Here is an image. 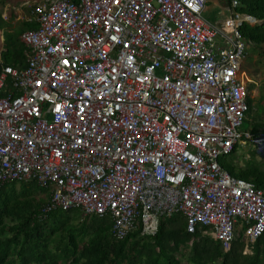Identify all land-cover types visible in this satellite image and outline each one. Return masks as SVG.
Returning a JSON list of instances; mask_svg holds the SVG:
<instances>
[{
    "label": "built area",
    "instance_id": "built-area-1",
    "mask_svg": "<svg viewBox=\"0 0 264 264\" xmlns=\"http://www.w3.org/2000/svg\"><path fill=\"white\" fill-rule=\"evenodd\" d=\"M23 67L0 61V185L47 188L41 213L109 215L114 238L181 213L243 254L264 232V187L219 162L250 141L242 63L259 20L231 0H26Z\"/></svg>",
    "mask_w": 264,
    "mask_h": 264
},
{
    "label": "trees",
    "instance_id": "trees-1",
    "mask_svg": "<svg viewBox=\"0 0 264 264\" xmlns=\"http://www.w3.org/2000/svg\"><path fill=\"white\" fill-rule=\"evenodd\" d=\"M238 1L240 11L259 20L242 25V35L251 41L250 47L264 48V0ZM35 26L29 23L26 29ZM2 47L4 64L25 65L28 49L16 35L6 33ZM251 100L249 97L250 108ZM258 100V108H264V93ZM248 122L252 148L243 156L233 151L232 156L222 157L219 162L231 174L264 187V159L257 155L252 142L264 131V115L251 114ZM39 190L47 192V197L38 195ZM47 190L35 180L0 185V264H264V232L250 254L242 253L244 228L224 250L219 240L199 230L188 232L184 215L174 213L159 219L155 235H140L136 229L116 239L107 214L86 215L77 206L41 213Z\"/></svg>",
    "mask_w": 264,
    "mask_h": 264
},
{
    "label": "rangeland",
    "instance_id": "rangeland-1",
    "mask_svg": "<svg viewBox=\"0 0 264 264\" xmlns=\"http://www.w3.org/2000/svg\"><path fill=\"white\" fill-rule=\"evenodd\" d=\"M23 0H0V30L3 29V31H8L5 27H7L6 25V21L2 18L1 16V8L2 6H4L5 4L9 3V4H18L21 3ZM223 2L225 4H227V0H223ZM213 1L212 0H208V6L210 5L211 8L208 9L209 7H206V10L204 12L205 16L208 18V20L210 21H215L216 19H218L220 17V13L218 12V7H214L212 5ZM12 31H16V29H12ZM6 34V32H5ZM253 49V50H252ZM242 69L245 70V72L247 73L248 77L252 78L254 80L255 83H252L253 86H251V108L249 111V119H250V115L252 114L253 116H263L264 115V108L260 109L259 107V100L258 97L260 94L264 93V48H255L254 47H249L247 50V57H245V59L243 60L242 63ZM263 107H264V101L261 102ZM249 127V122L248 120H245V122L242 125L243 129H248ZM252 148V146L250 145V143H246L245 146L244 145H238V147L235 149V154H242V156L244 154H246L248 152L249 148ZM255 147V146H254ZM230 156L233 155V153L231 152L229 154ZM227 155V157L229 158L230 156ZM241 157V156H238ZM240 161V160H239ZM241 162V161H240ZM38 195H40L41 197H45V192H43L42 190H39L37 192ZM186 251V250H185Z\"/></svg>",
    "mask_w": 264,
    "mask_h": 264
},
{
    "label": "crops",
    "instance_id": "crops-1",
    "mask_svg": "<svg viewBox=\"0 0 264 264\" xmlns=\"http://www.w3.org/2000/svg\"><path fill=\"white\" fill-rule=\"evenodd\" d=\"M24 1L26 0H23L21 3L12 4V5L7 3L1 8V16L6 21L7 27L5 28L8 31H3V29L0 30V61L1 60L3 61L1 51L3 49L2 41L4 39L5 32L16 35L20 39L21 32L26 29L28 24L29 23L35 24L34 21L31 20L29 8L23 4ZM32 1L38 2L40 0H32ZM212 1H213L212 5L214 7L219 8L218 12L221 15V13L225 11L226 8L225 6L228 4V2L227 4H225L223 0H212ZM207 7H209L208 9L211 8L210 5L208 6V0H207ZM12 29H16V31H12ZM45 197H47V192H45Z\"/></svg>",
    "mask_w": 264,
    "mask_h": 264
},
{
    "label": "water",
    "instance_id": "water-1",
    "mask_svg": "<svg viewBox=\"0 0 264 264\" xmlns=\"http://www.w3.org/2000/svg\"><path fill=\"white\" fill-rule=\"evenodd\" d=\"M252 142L254 143L255 152L257 153V155L260 158L264 159V131L262 133L256 135L252 139Z\"/></svg>",
    "mask_w": 264,
    "mask_h": 264
}]
</instances>
